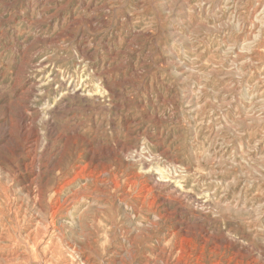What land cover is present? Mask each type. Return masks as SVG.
Returning <instances> with one entry per match:
<instances>
[{
  "label": "rangeland",
  "instance_id": "obj_1",
  "mask_svg": "<svg viewBox=\"0 0 264 264\" xmlns=\"http://www.w3.org/2000/svg\"><path fill=\"white\" fill-rule=\"evenodd\" d=\"M0 264H264V0H0Z\"/></svg>",
  "mask_w": 264,
  "mask_h": 264
},
{
  "label": "bare ground",
  "instance_id": "obj_2",
  "mask_svg": "<svg viewBox=\"0 0 264 264\" xmlns=\"http://www.w3.org/2000/svg\"><path fill=\"white\" fill-rule=\"evenodd\" d=\"M76 92H77V91H76ZM75 178H76V177H75ZM82 178H83V177H82ZM179 186H180V185H179ZM199 199H200V198H199ZM178 200H179V199H178ZM178 200H177V201H178ZM66 204H67V203H66ZM186 237H187V236H186ZM50 254H51V253H50ZM54 255H55V254H54ZM74 261H75V260H74Z\"/></svg>",
  "mask_w": 264,
  "mask_h": 264
}]
</instances>
